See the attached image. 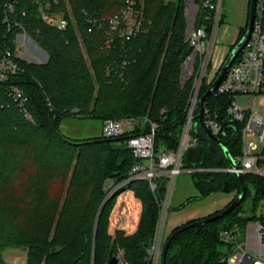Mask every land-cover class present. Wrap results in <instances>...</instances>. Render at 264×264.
<instances>
[{"label":"trees","instance_id":"1","mask_svg":"<svg viewBox=\"0 0 264 264\" xmlns=\"http://www.w3.org/2000/svg\"><path fill=\"white\" fill-rule=\"evenodd\" d=\"M143 4L145 29L124 42L106 24L124 0H0V52L16 53L17 37L25 32L48 55L43 62L17 58L21 70L0 83V264H9L3 255L8 247L25 248L26 264H108L121 250L122 264H146L168 179L160 180L156 193L147 180L110 191L138 162L127 143L130 136L147 133L155 124L156 153L179 147L193 78L184 82L181 76L192 52L184 0ZM43 10L68 18L67 28L45 21ZM90 19L103 20L104 25L89 32ZM247 25L248 21L237 42ZM210 85L204 84L202 95ZM13 86L28 97L31 119L11 95ZM208 102L223 117L228 98L212 95ZM65 116L99 118L103 123L135 118L136 126L118 137L101 133L71 138L60 128ZM195 133L203 147L201 161L216 166L208 148L211 139L201 127ZM222 138L232 155H239L238 134L232 130ZM193 174L204 193L226 182L228 191L235 188L233 199L241 192V182L232 174ZM244 180L257 189L256 207L263 182L250 175ZM128 189L143 202L140 222L131 234L119 229L113 235L111 215L119 195ZM240 208L241 204L223 218L181 232L169 247L167 263L227 264L222 257L229 247L220 236L221 229L231 225L225 218L246 221L255 211L244 213Z\"/></svg>","mask_w":264,"mask_h":264},{"label":"built area","instance_id":"2","mask_svg":"<svg viewBox=\"0 0 264 264\" xmlns=\"http://www.w3.org/2000/svg\"><path fill=\"white\" fill-rule=\"evenodd\" d=\"M224 2L225 0H184L188 26L187 40L192 47V52L185 59L181 76L183 81L193 78V85L179 147L176 150L156 153L155 124L151 125L147 133L130 136L127 143L135 157L138 158V162L132 167L127 178L113 188L112 192L133 181L147 180L152 192L156 193L161 179L167 178L172 185L176 177L184 171L258 177L263 182L261 189L263 195L255 208L253 217L246 220L244 238H241L240 232L232 227L221 229L220 236L229 247V252L222 257V261L227 264H264V112L243 106L235 99L236 94H264V0H258L251 38L212 94L228 98L224 115L221 117L211 102H208L210 96L203 104H200V98L204 84H212L210 66L218 32L224 21ZM6 6L10 11L13 10V4L8 3ZM143 10V0H124L123 8L107 18L106 24L109 31L117 33L124 42L130 41L145 29ZM200 15L201 23L199 24ZM42 18L52 22L60 30L66 29L69 22L65 16L51 15L46 10L42 11ZM90 23L89 32H93L97 25H104V21L98 19H90ZM209 24L211 25L210 33ZM20 51L17 37L16 53L9 49L0 52V83L5 82L10 74L21 70L17 58L24 57L19 54ZM11 95L25 112L26 117L31 119L32 115L27 109L28 97L25 92L13 86ZM201 107L203 108L204 126L208 127L213 135L223 139L222 136L227 137L232 130L238 134L241 151L239 155L234 156L236 166L225 157L223 161L226 160L227 164L222 165L221 162L216 163V166H208L201 161L202 155L199 165L189 166L185 163L188 149L202 145L200 136L195 131L201 127L206 133L204 126L197 118ZM124 123L129 129H134L136 119H106L103 123L102 134L106 137L121 136L124 133ZM196 123H198L197 127H195ZM211 141L213 142L212 139ZM247 186L248 191H252L253 194L257 192L253 184ZM168 201L169 196L165 202L163 199L154 239L148 248L146 264H162L163 249L167 239L164 235V219ZM123 253L122 250L118 253L120 264L124 263Z\"/></svg>","mask_w":264,"mask_h":264},{"label":"rangeland","instance_id":"3","mask_svg":"<svg viewBox=\"0 0 264 264\" xmlns=\"http://www.w3.org/2000/svg\"><path fill=\"white\" fill-rule=\"evenodd\" d=\"M248 7L249 0H225L223 7L225 25L228 24L231 28L238 27L240 25H246L248 17ZM226 15L228 16L227 19ZM187 30L188 26L186 27V39ZM18 42L19 48L21 49L19 54L22 57L36 62H43L47 60V52L41 46H39L38 43L35 42L29 35H26L24 33L19 34ZM220 68H218V70L214 74H212V81L215 79ZM186 81L187 80H185L184 82ZM235 99L243 106L255 108L261 112H264V94H236ZM60 128L62 133L68 137L88 138L98 136L102 133L103 122L99 118H80L77 116H65L61 120ZM128 130L132 129H129L124 123V132H127ZM109 184L112 185L113 181H109ZM167 187L168 190L164 196V202L169 196L167 213L164 219L165 237L167 232L170 233L172 225H174L175 222L179 221V219H185L187 217L196 216L207 210L222 207L224 203L234 197L236 192L235 188H232L230 191H226L223 188L218 187L209 191L208 193H204L196 185L194 180V174L191 171H184L180 173L176 177L172 185L171 181L167 183ZM132 191V189H128V191L126 190L125 192L121 193L120 195L122 196L118 198L122 200V202H124L125 204L132 199L131 203L129 202L132 205L130 209L132 212H130V219L132 220V224H134V228L132 227V225L121 228L120 221L123 218V214H125L124 210L117 213V215H114L113 219L111 220L112 225L110 226V232L113 235L119 229L125 230L126 233L129 230H137L143 210V202L135 193L133 194L134 196L130 195ZM111 192L112 190L110 191V193ZM137 199L138 201H141V207L140 205H136V202H138L136 201ZM255 208L256 207L253 203V193L252 191H250V193L247 194L245 200H243V202L241 203L240 209L244 213H251L255 210ZM225 222L231 223L230 227L239 231L241 234V238H244L246 225L245 220H240L239 218L235 220L228 216L225 218ZM135 224L137 225L136 227ZM3 255L4 259L9 264H26L27 250L23 247L5 248L3 251Z\"/></svg>","mask_w":264,"mask_h":264},{"label":"water","instance_id":"4","mask_svg":"<svg viewBox=\"0 0 264 264\" xmlns=\"http://www.w3.org/2000/svg\"><path fill=\"white\" fill-rule=\"evenodd\" d=\"M257 3H258V0H250L249 18H248V25H247L246 32L242 36V38L230 50L227 58L225 59V61L222 64L216 78L214 79V81L212 82V84L210 85L208 90L201 96L200 104H203L204 101L216 91V89L218 88V86L220 85V83L222 82L224 77L226 76L227 72L229 71L231 65L236 60V58L240 55V53L243 51L247 42L251 38L253 29H254V24H255ZM197 118L199 120V123L204 126L203 108L202 107L200 108V112H199ZM197 126H198V123L195 124V127H197ZM204 128L206 130L207 136L213 140V142L211 141L208 144V148H209L212 156L214 157L215 162L217 164H220L225 157V158L230 159L232 164L234 166H236V160H235L234 156L232 155L230 149L228 148V146L224 142V140L218 136L213 135L211 133V130L208 127L204 126ZM202 153H203L202 145L190 147L188 149L187 155H186L188 163L197 164L201 158ZM235 177L237 179H239L241 182V187H242L241 192L233 200H231V202L227 206H225L223 209L219 210L215 214H211L209 216L200 218V219H198L194 222H191L189 224L182 225L181 227L174 230L168 236V238L165 241L164 249H163V255H162V264H168L167 263V253H168L169 247H170L172 241L181 232L185 231L186 229H188L190 227L214 222L220 218H223L227 214L231 213L234 209H236L243 202L244 198L246 197V195L248 193V186H247V184L244 180V176L242 174H237V175H235ZM227 186H228V183L226 182L225 186L223 187V189L226 191H228ZM159 201H160V204H162V202H163L162 199H159ZM108 264H120L119 256L118 255L112 256L110 258V260L108 261Z\"/></svg>","mask_w":264,"mask_h":264},{"label":"crops","instance_id":"5","mask_svg":"<svg viewBox=\"0 0 264 264\" xmlns=\"http://www.w3.org/2000/svg\"><path fill=\"white\" fill-rule=\"evenodd\" d=\"M249 7H250V0H249ZM249 7H248V14H247L248 15L247 21L249 18ZM227 17L228 16L226 15V19H227ZM244 26H246V25H240L238 27H232L231 28L228 24L225 25V20H224V23L222 24L221 29L218 32L216 44H215L214 49H213L212 60H211V70H212L211 72H212V74H214L218 70V68H220L222 66V64L225 61V59L227 58L230 50L232 49L234 44L237 42L239 35H240L241 28H243ZM133 194H134V192L132 191L130 193V195H133ZM121 196L122 195H120L119 198ZM119 198H118V201H117V203L114 207V210L112 212L111 220L113 219L114 215H117V213L125 210V212H124L125 214H123V218L120 221L121 222V228L129 226V225H132V227L134 228V224H132V220L130 219L131 218L130 216L132 213L130 210L132 205L130 203H131L132 199L125 204ZM231 200H228L226 203H224V205L222 207L207 210V211H205L199 215H196V216L187 217L185 219H179V221L175 222L174 225H172L171 231L169 230L170 233L167 232L166 238H168V236L171 234V232L175 228L182 226L191 220L200 219V218L209 216L211 214H214L215 212H217V211L223 209L225 206H227L231 202ZM136 201H138V199ZM134 203H135V200H134ZM136 205H138V206L140 205V207H141V201L139 200L138 202H136ZM111 225H112V223L110 224V226ZM136 226L137 225L135 224V227ZM110 230H111V227H110ZM134 231L135 230H129L127 233L131 234Z\"/></svg>","mask_w":264,"mask_h":264}]
</instances>
